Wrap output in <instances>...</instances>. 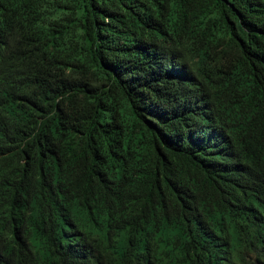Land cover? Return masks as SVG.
<instances>
[{
  "label": "trees",
  "instance_id": "1",
  "mask_svg": "<svg viewBox=\"0 0 264 264\" xmlns=\"http://www.w3.org/2000/svg\"><path fill=\"white\" fill-rule=\"evenodd\" d=\"M29 1L43 32L49 22L37 19L57 18L61 71L44 90L56 109L67 95L48 134L31 127L17 138L11 127L0 138V264H264V0H184L205 38V71L226 84L222 123L239 152L230 144V161L223 141L190 148L180 115L152 122L145 91L108 68L144 35L132 9L181 0ZM169 95L174 114L181 93ZM23 146L43 157L44 176L46 151L57 155L58 201L10 163ZM115 182L127 189L129 234L97 216L119 193Z\"/></svg>",
  "mask_w": 264,
  "mask_h": 264
},
{
  "label": "clouds",
  "instance_id": "2",
  "mask_svg": "<svg viewBox=\"0 0 264 264\" xmlns=\"http://www.w3.org/2000/svg\"><path fill=\"white\" fill-rule=\"evenodd\" d=\"M27 4H31L29 0H0V107L4 109L0 116L8 118L0 122V138L6 135L8 139L11 127H16L17 138L31 127L47 133L56 122L62 99L67 95V92L62 94L56 109L44 90L55 84V77L61 71L54 59L59 44L54 34L57 18L37 19L41 23L49 22L50 31L45 33L30 22L32 12ZM185 6L181 0L174 6L160 7V12L132 9L130 12L140 17L136 21L141 22L144 35L140 38L134 35L132 44L123 47L125 57L116 56L108 68L121 81L135 79L134 86L145 91L151 102L146 109L152 122L168 117L167 113L176 122L175 116L180 115L187 124L182 130L187 134L190 148L204 144L205 151L207 148L215 150L214 144L223 141V156L226 155L229 161L234 160L237 157L230 146L234 148L231 133L222 123L226 84L219 79L218 72L205 71V38L199 26L187 15ZM169 87L177 88L184 105L175 103L174 114L169 112ZM171 137L177 142V138ZM5 148L6 144L0 147V154ZM56 158V154L46 151L45 176L43 157L39 153H26L24 146L22 154L10 163L19 166L18 174L22 171L24 176L33 175L35 183L40 182V191L56 202L61 195L59 184L52 179L56 178L51 171ZM29 160L31 166L27 167ZM113 185L120 186L119 193L112 196L113 200L108 198V208L97 216L115 222L118 235L129 234L133 216L127 189L118 182ZM20 197L25 198V194L21 193ZM92 202L91 198L89 203Z\"/></svg>",
  "mask_w": 264,
  "mask_h": 264
}]
</instances>
